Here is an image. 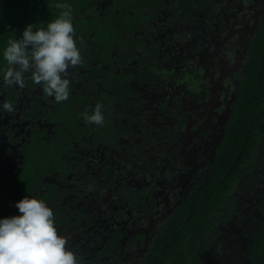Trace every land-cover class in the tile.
Masks as SVG:
<instances>
[{
	"label": "flooded vegetation",
	"instance_id": "af4514ba",
	"mask_svg": "<svg viewBox=\"0 0 264 264\" xmlns=\"http://www.w3.org/2000/svg\"><path fill=\"white\" fill-rule=\"evenodd\" d=\"M219 2L229 24L207 32L216 37L206 60L189 57L183 75L174 67L169 78L186 81L106 99L95 82L68 78L69 98L57 103L39 99L27 73L23 87L0 77V103L15 108L0 111L1 217L20 215L25 196L43 200L80 264H241L264 204V70L250 56L264 59V0ZM97 104L102 125L82 117ZM214 193L226 216L207 214Z\"/></svg>",
	"mask_w": 264,
	"mask_h": 264
},
{
	"label": "trees",
	"instance_id": "16d2710c",
	"mask_svg": "<svg viewBox=\"0 0 264 264\" xmlns=\"http://www.w3.org/2000/svg\"><path fill=\"white\" fill-rule=\"evenodd\" d=\"M219 1L0 0V69L6 67L2 50L8 40L20 38L25 26L29 24L36 25L37 28L46 27L49 21L57 18L63 11L55 5L67 3L72 8L74 39L82 57L78 65L67 70L68 78L73 80L74 86L76 83L80 85L95 82L101 86V94L106 99L113 98L111 96L125 99V94L134 85L139 88L144 85L149 87L150 84L155 88L169 86L183 79L169 78L171 73H176L175 66L180 75H183L182 73H186L189 57L192 60V56L196 55L193 63L190 62L194 66L199 57H205L203 51L207 49L206 40L216 37L207 32L223 30L229 24L223 20V8H220L225 3ZM261 43L264 46V41ZM258 51H253L256 54L250 53L251 61L254 58L256 64L264 70L263 54ZM158 57L160 63L156 64ZM122 58L134 61V69L128 67L129 71L126 72L118 70L123 62ZM168 63H172L169 69L166 67ZM71 70L77 74H70ZM27 75V87L38 86L35 94L40 92L41 96H35L44 100L47 94L43 91V85L33 83L31 73ZM117 109L125 108L124 105H119ZM48 125L51 128L52 124ZM68 130L74 137L85 135L82 128ZM75 160L77 163L76 156ZM45 163L47 165V161ZM50 164L46 167H50ZM83 169L84 167H80L77 170ZM224 198V194H212L207 203V214L211 212L216 216L222 213L226 216L227 211L231 212L225 209L227 203ZM258 213L257 225L250 226L248 235L240 243L242 247L238 252L240 256L245 255L241 264H264V204L259 205ZM1 215L3 214L0 213V218H3ZM217 219L219 221L221 215ZM229 249L231 250V246ZM223 251L220 253L223 258L216 256L218 262L225 259Z\"/></svg>",
	"mask_w": 264,
	"mask_h": 264
},
{
	"label": "clouds",
	"instance_id": "9594fccd",
	"mask_svg": "<svg viewBox=\"0 0 264 264\" xmlns=\"http://www.w3.org/2000/svg\"><path fill=\"white\" fill-rule=\"evenodd\" d=\"M63 9L46 27L25 26L20 38L7 41L2 50L6 67L0 69L3 84L23 87L25 74L43 85V91L55 102L68 100L70 80L68 69L81 62V52L74 39L72 8L57 3ZM103 105L82 113L91 124L104 123ZM0 111L12 113L10 102L0 103ZM20 215L0 218V264H80L78 256L68 248L67 241L58 235L53 211L43 200L25 196L15 203Z\"/></svg>",
	"mask_w": 264,
	"mask_h": 264
},
{
	"label": "rangeland",
	"instance_id": "374dc122",
	"mask_svg": "<svg viewBox=\"0 0 264 264\" xmlns=\"http://www.w3.org/2000/svg\"><path fill=\"white\" fill-rule=\"evenodd\" d=\"M204 58V57H203ZM203 58H201V57H199L198 59L200 60V62L202 61L201 59H203ZM205 60H206V57H205Z\"/></svg>",
	"mask_w": 264,
	"mask_h": 264
}]
</instances>
